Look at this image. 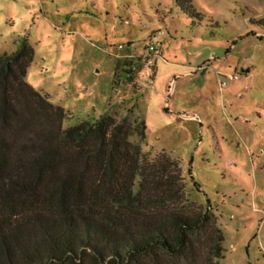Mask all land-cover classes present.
<instances>
[{"label": "rangeland", "instance_id": "374dc122", "mask_svg": "<svg viewBox=\"0 0 264 264\" xmlns=\"http://www.w3.org/2000/svg\"><path fill=\"white\" fill-rule=\"evenodd\" d=\"M192 3L197 17L175 0H0V56L28 43L26 81L64 128L144 118L145 142L130 141L177 160L183 203L210 205L224 235L217 259L203 233L201 264H264V0Z\"/></svg>", "mask_w": 264, "mask_h": 264}, {"label": "trees", "instance_id": "16d2710c", "mask_svg": "<svg viewBox=\"0 0 264 264\" xmlns=\"http://www.w3.org/2000/svg\"><path fill=\"white\" fill-rule=\"evenodd\" d=\"M32 59L27 42L0 56V264H201L204 243L222 258L210 205L182 201L179 162L130 141L146 120L64 128L65 109L26 81Z\"/></svg>", "mask_w": 264, "mask_h": 264}, {"label": "built area", "instance_id": "2783aa9c", "mask_svg": "<svg viewBox=\"0 0 264 264\" xmlns=\"http://www.w3.org/2000/svg\"><path fill=\"white\" fill-rule=\"evenodd\" d=\"M163 34V32L154 33L149 37V45L147 46L148 54L144 56L146 66L153 67L155 66V56H156V48L155 45H158L159 38ZM120 48H123L120 46ZM228 80H235L237 79V76L235 75H229ZM153 83V80L150 81V84ZM227 82H223L222 86H226Z\"/></svg>", "mask_w": 264, "mask_h": 264}, {"label": "water", "instance_id": "95a60500", "mask_svg": "<svg viewBox=\"0 0 264 264\" xmlns=\"http://www.w3.org/2000/svg\"><path fill=\"white\" fill-rule=\"evenodd\" d=\"M127 64H128V65H131V64H132V61H127Z\"/></svg>", "mask_w": 264, "mask_h": 264}]
</instances>
